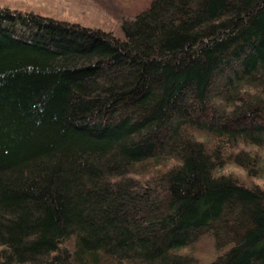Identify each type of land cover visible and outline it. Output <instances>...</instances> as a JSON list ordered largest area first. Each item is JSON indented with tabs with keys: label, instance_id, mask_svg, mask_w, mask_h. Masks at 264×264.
I'll return each instance as SVG.
<instances>
[{
	"label": "trees",
	"instance_id": "obj_1",
	"mask_svg": "<svg viewBox=\"0 0 264 264\" xmlns=\"http://www.w3.org/2000/svg\"><path fill=\"white\" fill-rule=\"evenodd\" d=\"M112 9L0 6V264H264V0Z\"/></svg>",
	"mask_w": 264,
	"mask_h": 264
},
{
	"label": "rangeland",
	"instance_id": "obj_2",
	"mask_svg": "<svg viewBox=\"0 0 264 264\" xmlns=\"http://www.w3.org/2000/svg\"><path fill=\"white\" fill-rule=\"evenodd\" d=\"M90 2V0H86ZM141 0H106L103 2L100 12L94 10L91 5L80 0H0L1 7H18L22 9H28L33 12H41L42 15H52L63 18L65 20L71 19L85 26H90L105 31L111 30L115 34H119V21L114 17V21H110L109 9L117 10L116 7L128 8L129 10L135 8L137 3ZM147 1V0H144ZM126 4H129L127 6ZM116 6V7H115ZM112 7V8H111ZM112 9V10H113ZM102 12V13H101ZM107 12V13H105ZM264 158V149L262 151ZM261 156V155H260ZM262 163L264 165V159ZM237 169V168H235ZM237 172L244 173L241 169H237ZM256 180L264 185V172L260 174ZM210 241V240H209ZM211 242H208V237L201 238L192 249L194 251H200V253L208 252L202 255L205 258L209 257V252L212 251Z\"/></svg>",
	"mask_w": 264,
	"mask_h": 264
}]
</instances>
